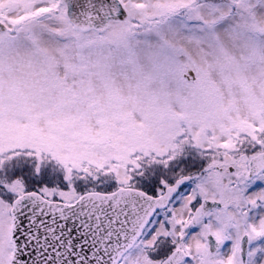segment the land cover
<instances>
[{
    "label": "snow or ice",
    "instance_id": "6c2138e0",
    "mask_svg": "<svg viewBox=\"0 0 264 264\" xmlns=\"http://www.w3.org/2000/svg\"><path fill=\"white\" fill-rule=\"evenodd\" d=\"M0 264H264V0H0Z\"/></svg>",
    "mask_w": 264,
    "mask_h": 264
}]
</instances>
